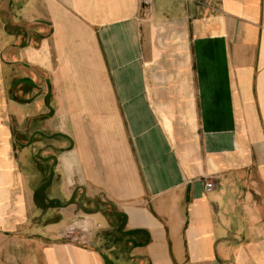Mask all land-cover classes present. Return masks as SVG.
I'll use <instances>...</instances> for the list:
<instances>
[{
  "label": "crops",
  "instance_id": "obj_1",
  "mask_svg": "<svg viewBox=\"0 0 264 264\" xmlns=\"http://www.w3.org/2000/svg\"><path fill=\"white\" fill-rule=\"evenodd\" d=\"M0 264H264V0H0Z\"/></svg>",
  "mask_w": 264,
  "mask_h": 264
},
{
  "label": "built area",
  "instance_id": "obj_2",
  "mask_svg": "<svg viewBox=\"0 0 264 264\" xmlns=\"http://www.w3.org/2000/svg\"><path fill=\"white\" fill-rule=\"evenodd\" d=\"M155 0H141V7L143 14L148 16ZM206 191L210 192L214 189L212 182H207L205 185ZM100 224L95 223L88 217L76 216L68 224L67 228L63 231L62 237L73 244H90L92 238L95 237Z\"/></svg>",
  "mask_w": 264,
  "mask_h": 264
},
{
  "label": "rangeland",
  "instance_id": "obj_3",
  "mask_svg": "<svg viewBox=\"0 0 264 264\" xmlns=\"http://www.w3.org/2000/svg\"><path fill=\"white\" fill-rule=\"evenodd\" d=\"M9 114V116H7ZM4 117L5 118H11V115H10V108L9 109H7V111H5V114H4ZM7 124H10V121H8V123ZM9 129L11 128V130L14 132V131H16L17 133H16V135H18V134H21V133H24V130L26 129V127H19V126H12V125H9V126H7ZM19 158V159H18ZM17 158V160H19V162H20V165H21V167H23L25 170L27 169V166H28V160H27V157H23V156H19Z\"/></svg>",
  "mask_w": 264,
  "mask_h": 264
}]
</instances>
